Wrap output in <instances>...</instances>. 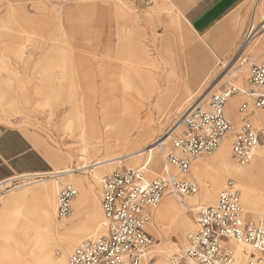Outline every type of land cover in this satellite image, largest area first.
I'll return each mask as SVG.
<instances>
[{"label":"rangeland","instance_id":"1","mask_svg":"<svg viewBox=\"0 0 264 264\" xmlns=\"http://www.w3.org/2000/svg\"><path fill=\"white\" fill-rule=\"evenodd\" d=\"M243 7L246 26L253 30L250 43L242 46L246 36L243 37L230 58L220 65L211 66L209 79L193 84L190 74L194 68L182 62V56L187 51L184 41L174 40L166 44L163 49L166 50L169 44L170 50L178 56L171 58L174 63H164L166 59L157 56L158 48L147 43L144 37V17L153 16L155 19L154 15H162L156 16L155 27L158 30L173 37L176 36L174 34L183 36L190 33L182 22L180 12L167 0H158L151 6H145L140 0H0V125L17 126L39 138L45 151L64 161V165L57 166L53 172L69 167L80 168L82 162L88 164L145 150L182 122L194 107L207 110L215 93L231 85L249 88L250 66L260 63L264 57V38H261L263 45L257 44L258 37L264 33V0H249ZM129 22L132 23L130 41ZM247 47L248 51L234 65L241 51ZM123 78L134 87V95L130 99L132 107L143 106V110L149 114L152 134L137 145L133 142L123 149L107 150L102 144L99 151L88 147L86 154H82V141H94L91 136L93 118L97 119L99 127L105 132L101 101L106 97L117 100L122 97L125 92ZM114 84L118 91L110 94L109 87ZM117 110L116 106L110 107L112 115L118 114ZM229 118L235 124L236 120L231 116ZM252 120L261 130V144H264V108L257 110ZM111 124L114 125L113 122ZM180 129L164 142L162 148L143 151V156L135 165H128L130 159H122L112 167L109 165L101 170L88 167L74 172L73 176H63L57 180L52 177H24L1 186L0 264H43V254L30 247L26 237L45 223L47 214L53 217L54 223L67 221L71 226L80 224L89 213L97 212L98 206L102 212L101 180L118 167L137 168L147 162L149 178L164 173V154ZM136 132L132 141H135ZM228 135L232 142V134ZM219 148L198 160H210ZM158 153L163 161L161 168H155L151 163L152 157ZM82 156L86 159H81ZM251 161L244 165L236 164L247 168ZM170 171L177 172L172 167ZM182 177L192 179L188 175ZM193 177L200 185L199 195L204 190L203 181ZM230 179L235 181L236 188L241 192L244 215L255 220L264 219V204L260 200L264 196L261 178L253 176L252 184L248 183L246 189L250 196L245 195L239 180L235 177ZM69 183L78 190L76 198L83 200V206L80 211H75L74 200L72 211L60 217L58 193ZM44 184L49 186L47 194L41 190ZM225 186L226 183L215 189L211 205L215 204ZM166 199L173 200L175 206L179 207L177 197L167 195ZM198 210L186 213L191 226H196ZM164 228L165 231L160 233L157 227L148 224V232L154 239V245L146 255L149 264H163L179 253L184 247L186 234L192 231L189 227L185 233L177 234L169 223ZM58 233L62 236L63 244L55 235L52 236L51 249L46 253L49 256L47 264H58L63 259L69 264L68 256L72 249L83 239L91 237H77L69 245L64 243L69 237L66 229H59ZM159 248L162 256L155 252Z\"/></svg>","mask_w":264,"mask_h":264},{"label":"built area","instance_id":"2","mask_svg":"<svg viewBox=\"0 0 264 264\" xmlns=\"http://www.w3.org/2000/svg\"><path fill=\"white\" fill-rule=\"evenodd\" d=\"M145 6L157 0H141ZM249 30L243 45L250 43ZM249 88L234 85L215 93L207 110L194 107L182 120L179 133L166 152L164 173L149 178L148 164L118 167L101 180L102 232L85 238L68 256L70 264H143L154 245L148 232L155 209L167 195H196L200 185L187 179L193 162L213 154L232 134L231 155L239 164L249 163L261 144L262 132L252 120L264 108V57L250 66ZM246 99L236 106L237 125L226 114L232 95ZM176 169V173L170 168ZM83 168H73V172ZM78 190L66 184L58 193V215L67 216ZM196 229L185 236L184 247L163 264H264V219L244 215L241 192L233 179L219 193L215 204L198 210ZM237 246L244 258L238 257Z\"/></svg>","mask_w":264,"mask_h":264},{"label":"bare ground","instance_id":"3","mask_svg":"<svg viewBox=\"0 0 264 264\" xmlns=\"http://www.w3.org/2000/svg\"><path fill=\"white\" fill-rule=\"evenodd\" d=\"M262 28L264 29V25L262 26ZM261 38H264V33L260 37H258L257 44L259 45L262 44ZM257 50H259V47ZM246 51H248V47L246 50L243 49L241 51L234 65H236L238 61H240V59L242 58L244 53H246ZM122 83L124 85L125 92L121 98H119L118 100L115 97H112V98L106 97L102 99L100 107L102 106L101 111L103 115H105L104 116L105 127H106L104 130L105 132H103V130H101V128L99 127L97 119L93 118L91 120V122L93 123V129L91 131V136L93 137L94 141L90 142L86 139L82 141V144H83V148H81L82 154L84 155L86 154L88 147L91 148L93 151H99V148L102 144L106 146L107 150L123 149V147L130 146L133 142L134 143L136 142V145H137L139 141L143 142L147 140L149 136L152 134L151 119L149 118V114L143 110V106L138 107V108H133L132 105L130 104V99L134 95L133 94L134 87L127 79L123 78ZM109 88L110 89L108 91L110 94H115L118 91L115 88V84ZM237 99H238L237 94L232 95L228 99V102H227L228 108H229L228 114L231 117H233V113H235L234 111H235V104L237 102ZM113 106L114 107L116 106L118 108L117 110L119 111L118 114L112 115L113 112L110 111V107H113ZM95 111H93L92 113H94ZM125 112H128V114H125ZM233 118H235V116ZM255 120L258 121L257 117H255ZM111 122H113L114 125L111 124ZM181 123L182 122L177 123L174 126V128L167 133V135L157 139L155 142H153L151 146H147L145 150L132 151V152L127 153L125 156H117V157L109 158L105 160H97L95 162H90L88 164L87 163L84 164V162H82V165L80 168L93 167L94 169L101 170L102 168L106 166L110 165V167H112L114 164L122 162V159H125V160L130 159L131 161L129 162L128 165H135L136 163L139 162L140 157L143 156V153L145 151L151 152L152 150L156 148H162V146L164 145V142L169 140L170 137L173 135V133L181 128ZM68 127L71 128V125H69ZM85 128H87V126ZM135 131H137L135 133L136 137H134L135 141H132V136ZM230 143H231V138L229 137V135H227L222 140L220 144L221 146L214 157H212L210 160H198L200 159L198 158L197 161H195L196 163L195 164L193 163L194 164L192 165L193 171L191 168V171L188 174V176L190 178H194L193 176H195L199 178L201 181H203L204 190L202 191V193L199 195L198 194L193 195L192 197L189 196L191 197L189 199L178 198L179 207L175 206L173 200L171 199L164 200L165 199L164 198L161 204H159L160 207L157 210V214L155 215V217H153V219L149 223L150 227L152 226L157 227L158 229L157 231L160 233L162 231H165L164 227L166 223H169V226L173 228V230L177 234L178 233L180 234V232L185 233L186 229L189 227L191 230H195L196 226H191V220L186 214L187 211L198 210L203 205H211L213 203V197H214L213 194L215 192V189L218 186H222L223 184H225L230 177H235L237 180L241 182L246 196L247 194L248 196L251 195L249 190H247L246 188H247L248 183L252 184L251 179L253 176H259L264 184V144H260L256 148L255 156L253 157L249 167L241 168V167H238V165L236 164L237 162H234L235 160H233L232 158ZM165 156H166V152L164 154V159H165ZM80 158L84 160L86 159L83 156ZM162 162L163 161L160 156V153L152 157L151 163L155 168H161L163 166ZM73 174H74L73 168L70 167L69 169H65V170L63 169V171H60V172L52 171V173H48V176L57 180V178L59 177L73 176ZM246 178H249L248 179L249 181H245ZM41 190L47 194L49 191L48 184H44ZM260 200H261V203L264 204V196H261ZM95 205H97L96 199H95ZM76 210L80 211L81 207L78 205ZM53 220H54L53 217L47 214L45 217V223L40 224V226L34 231L32 235L26 237L29 243V246L32 247L38 254H41V255L43 254V262H42L43 264H47L49 260V256L46 253L48 250L51 249L50 243H51L52 236L55 235L59 243L63 244L62 236L61 234L58 233L59 229H66V232L69 233V237L65 240L64 243L71 245L72 242L77 237L82 239L87 236H95L101 233L102 232L101 225H102L104 218L102 216L101 209L98 206L97 212L89 213L86 216V218H84L81 221L80 224L79 223L75 225L71 224V226H69V223H67V221L66 222L59 221V222L54 223ZM58 235H60L61 237H59ZM184 242H185V239H184ZM155 252L159 253L158 255L162 256L160 254L161 253L160 248L156 249ZM237 254H238V257L244 258L242 247L237 246ZM58 264H67V262L63 259ZM145 264H149L148 261L145 262Z\"/></svg>","mask_w":264,"mask_h":264},{"label":"crops","instance_id":"4","mask_svg":"<svg viewBox=\"0 0 264 264\" xmlns=\"http://www.w3.org/2000/svg\"><path fill=\"white\" fill-rule=\"evenodd\" d=\"M167 1L180 12L182 22L190 33L183 36L174 34L176 36L173 37L155 27L157 15H154L155 19L153 16L149 18L145 16L143 21L145 40L158 48L157 56L166 59L164 63H174L171 58L178 56L170 50L169 44L164 50L166 44L174 40L184 41L187 51L182 56V62L193 66L194 69L190 74L193 84H197L202 79H209L211 66L220 65L230 58L242 38L246 36V32L250 30L246 26V11L243 7L249 0ZM140 2L142 3L141 0ZM128 27L130 41L132 39L130 22ZM262 91L264 92V89ZM245 99L238 96L233 113V117L236 118L235 124H237L236 106ZM228 109L227 104L226 114ZM227 117L229 118L228 115ZM41 143L35 135L17 126L0 125V187L24 177L50 178L49 172L54 171L57 166L64 165L62 159L58 160L53 153L45 151ZM78 205L82 207L83 200L76 198L75 210Z\"/></svg>","mask_w":264,"mask_h":264}]
</instances>
